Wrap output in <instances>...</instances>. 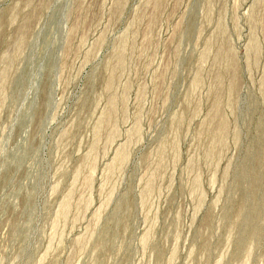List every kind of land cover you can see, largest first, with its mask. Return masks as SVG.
I'll list each match as a JSON object with an SVG mask.
<instances>
[{
  "label": "rangeland",
  "instance_id": "rangeland-1",
  "mask_svg": "<svg viewBox=\"0 0 264 264\" xmlns=\"http://www.w3.org/2000/svg\"><path fill=\"white\" fill-rule=\"evenodd\" d=\"M0 264H264V0H0Z\"/></svg>",
  "mask_w": 264,
  "mask_h": 264
},
{
  "label": "bare ground",
  "instance_id": "bare-ground-1",
  "mask_svg": "<svg viewBox=\"0 0 264 264\" xmlns=\"http://www.w3.org/2000/svg\"><path fill=\"white\" fill-rule=\"evenodd\" d=\"M221 123H222V122H221ZM221 123H220V124H221ZM222 125H223V124H222ZM222 125H221V127H223V126H224V125H223V126H222ZM221 127H220V128H221Z\"/></svg>",
  "mask_w": 264,
  "mask_h": 264
}]
</instances>
